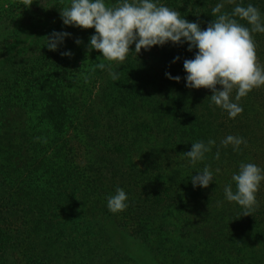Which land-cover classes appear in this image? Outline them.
I'll return each instance as SVG.
<instances>
[{
	"label": "trees",
	"instance_id": "trees-1",
	"mask_svg": "<svg viewBox=\"0 0 264 264\" xmlns=\"http://www.w3.org/2000/svg\"><path fill=\"white\" fill-rule=\"evenodd\" d=\"M160 2L204 29L216 19L212 8L221 0ZM249 3L264 19V0L225 2L222 11ZM252 35L264 67V33ZM195 51L169 42L131 51L122 64L102 60L97 50L81 58L84 49L70 58L40 54L31 66L33 78L25 81L26 69H20L0 87V264H59L62 258L70 264H108L100 254L108 250L113 264L125 250V238L159 264H264V200L257 199L251 215H243L222 189L228 215L212 210L215 216L201 228L188 214L198 198L203 204L214 199L203 188L194 189L190 176L210 165L238 172L240 155L251 152L250 139L242 137L246 144L233 158L222 149L215 159L217 146H212L195 166L183 153L194 142L235 131L240 136L264 125V101L255 98L261 87L237 102L243 111L235 118L211 102V90L185 87L183 61ZM175 57L180 59L173 63ZM101 62L105 70L95 67ZM109 69L119 72V81L110 78ZM166 72L180 81L167 79ZM117 187L126 192L128 207L112 213L106 197ZM212 190L218 194V185ZM233 218L236 224L229 226ZM169 219L178 222V232L167 236L165 251L160 231L173 227Z\"/></svg>",
	"mask_w": 264,
	"mask_h": 264
},
{
	"label": "clouds",
	"instance_id": "clouds-1",
	"mask_svg": "<svg viewBox=\"0 0 264 264\" xmlns=\"http://www.w3.org/2000/svg\"><path fill=\"white\" fill-rule=\"evenodd\" d=\"M42 4V0H40ZM225 2L235 3V0H221L212 8L216 17L206 28L202 29L198 22H190L181 16L177 10L171 9L159 0H116L114 4L106 0H69L60 15L63 25L81 29L94 28L90 36L88 50H97L102 54V60L122 64L129 52L140 53L141 49L148 51L153 46H164L166 43L183 46L187 51L195 49L194 58L183 61L185 87L192 89L206 88L211 90V102L228 113L229 118H235L243 109L237 103L254 88L264 86V67L257 61L256 44L252 33H264V19L260 10L249 3L246 7L236 4L231 13L222 11ZM31 4V3H30ZM245 20L251 27L239 23ZM71 33L53 31L45 37L43 46L49 51H57ZM77 45L79 39L74 41ZM135 45L130 51V46ZM71 57L72 52L66 50L60 53ZM173 59V63L179 60ZM96 68L105 70V63H97ZM95 70V69H94ZM108 75L115 82L119 81V72L108 70ZM165 77L179 82L181 77L165 73ZM220 85L221 88L216 86ZM235 90L233 101L232 93ZM216 141L209 139L207 143L197 141L191 144V150L183 153L187 163L195 166L205 159ZM246 141L239 136L228 135L221 145L232 146L233 151H239ZM220 158L217 150L215 159ZM220 169L216 168L215 173ZM197 175H191L193 188H207L213 183L214 172L205 166ZM231 180L235 183L224 187V197L228 202H235L243 211V215H251L257 205L256 193L264 181V169L254 163H241L239 170L233 173ZM107 208L112 213L124 211L127 207L126 192L117 187L115 194L106 197ZM222 206V202H217Z\"/></svg>",
	"mask_w": 264,
	"mask_h": 264
},
{
	"label": "rangeland",
	"instance_id": "rangeland-1",
	"mask_svg": "<svg viewBox=\"0 0 264 264\" xmlns=\"http://www.w3.org/2000/svg\"><path fill=\"white\" fill-rule=\"evenodd\" d=\"M161 0H159L160 2ZM31 3V4H30ZM69 0H42V4L40 0H0V87H4V84L9 83L10 79L14 76H17L20 69H26L24 71L27 72L26 76H22L25 81L27 79L33 78V73L31 70V66L34 65V59H38L37 57L42 54L41 58H45L47 54L57 53L58 55L65 51V46H69L73 49L72 56L77 55L79 50L84 49L85 53L78 55L80 58L89 53L88 44L89 39L92 34H94V28L89 29H81L79 27L73 26H65L61 20V11L68 6ZM108 4L116 3V0H106ZM161 3V2H160ZM58 19V20H55ZM53 31L60 32L65 31L71 33L70 38H66L64 44L61 45L57 51H49L48 48L44 45L45 37L51 34ZM79 39L81 43L77 45L74 41ZM66 49V48H65ZM87 49V50H86ZM68 50V48H67ZM71 51V50H70ZM72 52V51H71ZM85 54V55H84ZM45 55V56H44ZM61 55V54H60ZM77 57V56H76ZM259 57L257 56V61L259 62ZM78 60V59H75ZM85 63L88 61L85 60ZM156 62V59H155ZM260 64V63H259ZM218 89L221 88L220 85H217ZM3 89V88H2ZM89 91H92L90 96L93 98L95 96L96 86L90 87ZM235 90L232 93V96L235 97ZM92 98H88V105H84L83 109H86L89 106L90 100ZM255 98H261V101H264V86H261L260 92H257ZM233 136H238L237 132H233ZM227 135L224 134L218 137L213 146H217V150L223 149V156L233 158L237 156L239 151H233L232 147H224L221 145V141ZM239 137H247L250 139L249 153L241 154V159H238V163H254L264 169V125L257 126L251 130H247L246 133L240 135ZM74 141V140H73ZM75 142V141H74ZM76 143V142H75ZM73 143L76 147L75 149L80 154L81 150L77 144ZM243 146V145H242ZM253 147V149H252ZM231 162V161H230ZM210 169L214 172V177L218 176L219 179H216L217 184L211 183L207 188H203L207 196H211L214 199L212 203L210 201L209 204L204 203L198 198L194 203L189 205L187 209H189V215L193 217V224L195 226L205 228L208 224L205 219L214 214L211 212L212 210L224 209V216L229 214L227 205L225 204V200L223 196L221 197V190L224 189L223 186L229 184V182H233L231 177H227V174L234 173L233 171H226L223 173L220 169L219 173H215V169L212 165L209 166ZM217 167V166H216ZM233 168L231 166L230 170ZM225 175V176H223ZM234 183V182H233ZM214 185H218V194H215V191L212 190ZM256 199L264 200V181L261 182L258 192L256 193ZM222 202V206H218L217 202ZM259 201L257 202L258 205ZM261 204V203H260ZM215 216V215H214ZM181 218V216L179 215ZM174 220V219H173ZM173 227L170 226L169 230L166 229L164 231H160V243H162V247L167 251V247L170 245L168 242L167 236H175L174 232H178L175 229V226L178 225V222L172 221ZM232 221V222H231ZM236 224V219L233 220L228 219V225ZM229 229V227H228ZM230 230V229H229ZM164 235V236H163ZM166 235V236H165ZM178 239V237H175ZM136 241V240H135ZM125 250L120 253V257L113 258L114 261L117 262L118 259H121V264H135V260L142 264H156V260L153 261L148 256L147 251L141 249L136 244H133L129 241V239L125 238L124 240ZM98 254V253H97ZM101 255L107 260L108 264H111V253L106 251V254L101 251ZM110 254V256H109ZM184 257H188L181 253ZM145 255V256H144ZM179 254V256H182ZM171 255H168L166 259H169ZM99 259L96 257L95 261ZM98 260V264H99ZM186 263L188 259L185 258ZM157 263H160V259L157 260ZM59 264H70L68 260L62 258ZM100 264H105L100 261Z\"/></svg>",
	"mask_w": 264,
	"mask_h": 264
}]
</instances>
